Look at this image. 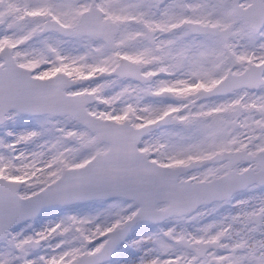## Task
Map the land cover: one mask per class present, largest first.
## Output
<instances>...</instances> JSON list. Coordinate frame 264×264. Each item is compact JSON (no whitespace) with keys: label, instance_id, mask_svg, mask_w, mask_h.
<instances>
[{"label":"snow or ice","instance_id":"1","mask_svg":"<svg viewBox=\"0 0 264 264\" xmlns=\"http://www.w3.org/2000/svg\"><path fill=\"white\" fill-rule=\"evenodd\" d=\"M0 264H264V0H0Z\"/></svg>","mask_w":264,"mask_h":264}]
</instances>
